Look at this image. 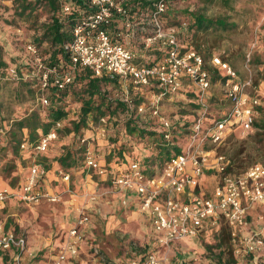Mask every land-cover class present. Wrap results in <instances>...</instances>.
<instances>
[{"label":"built area","instance_id":"2783aa9c","mask_svg":"<svg viewBox=\"0 0 264 264\" xmlns=\"http://www.w3.org/2000/svg\"><path fill=\"white\" fill-rule=\"evenodd\" d=\"M130 0H88V9L70 28L71 38L63 43L68 54L69 69L47 66L40 48L34 40H27L24 48L34 64L31 77L36 79L35 97L42 105L50 102L49 90L64 89L73 80L72 70L87 67L93 75H107L126 83L120 98L137 113L157 118L161 125L162 141L179 151H171L161 167L153 173L142 167L135 156L121 158L111 165L102 163L92 149L85 147L83 164L98 174H106L108 187L114 193L135 192L138 209L150 221L157 247L147 250L140 258L135 253L119 264H197L198 254L186 257L193 250L177 248L184 240L216 232L222 223L229 228L232 253L235 258L244 255L261 257L264 253V217L260 227L251 228L255 219L252 212L264 205V164L253 161L243 167L229 169L230 159L219 147L233 133H247L252 129L260 99L253 89L250 75L241 78L233 65L221 55L213 53L206 61L196 49L180 41L173 27L165 26L162 14L170 0H151L152 7L139 13L130 12ZM60 10H71L73 0H57ZM122 17L124 33L112 34L116 15ZM144 31L145 46L157 43L163 48L160 58L139 60L138 53L122 37ZM14 80L26 79L30 73L10 64L6 71ZM213 73L220 79L222 91L229 106L216 117L208 115L206 103L212 85ZM196 88L199 112L189 124L183 143L175 139L177 126L168 116L161 114V102L182 90L183 82ZM132 91L141 100L137 104L129 94ZM105 116L100 123L106 125ZM57 119L51 127L31 139L27 132L21 136L19 148L32 155L25 180L16 187L0 186V201L15 196L35 205L41 201L57 202L62 191L38 185L46 168L35 159L47 151L62 127ZM81 144L88 137L78 136ZM127 161L126 165L122 162ZM62 179L69 172L59 169ZM67 190V189H66ZM65 190V191H66ZM89 213L78 211L63 242L45 259L32 254L23 233L3 228L0 221V251L7 255L6 264H74L83 240L82 225ZM172 247L177 249L172 253ZM92 264H110L95 257Z\"/></svg>","mask_w":264,"mask_h":264},{"label":"rangeland","instance_id":"374dc122","mask_svg":"<svg viewBox=\"0 0 264 264\" xmlns=\"http://www.w3.org/2000/svg\"><path fill=\"white\" fill-rule=\"evenodd\" d=\"M172 6L177 10L169 13L168 24L176 22L178 19L180 22L182 21L181 26L187 27L186 29L191 28L188 30L190 33L181 34L180 41L187 39L183 42L191 44L189 37L195 30L197 31L194 36L195 41L203 43L201 48L205 49L208 46L211 49L210 56L217 53L227 59L241 78L247 75L251 76L252 88L256 90L260 99L253 127L244 134H231L220 146V149L234 155L240 167L253 161H260L264 164V0H175ZM33 13L35 14L29 15L26 11L21 15L17 14L13 0H0V44L3 57L10 64L17 65L18 70L22 69L30 73L26 79L19 80H14L7 73L5 75L0 73V101L4 116L1 118L2 114H0V183L16 181L20 178L21 170L28 164V160H23L20 148L17 146L19 137L24 132L28 133V130L19 128L16 119L31 111H37L42 117H47L49 111V105H42L35 97L36 86L34 83L36 79L31 77L34 64H25L29 55L25 51L24 43L27 40L36 41L37 35L42 31V23L49 17L48 12L40 7ZM198 13L212 18V24L197 27L196 22L193 21ZM219 20L224 23L218 24ZM191 25L193 26L191 27ZM175 29L176 27H174ZM124 37L143 57L153 58L157 54V52L150 53L151 48L147 49L146 47L149 46H145L144 43L140 44L141 35L134 37L133 33H128ZM45 45V41L38 45L44 59L46 56ZM209 57L206 56V61L209 60ZM21 82L26 84L23 85ZM118 82L119 89L112 88L110 91L114 97L121 98L127 85L124 82ZM28 89H33V95L29 94ZM193 90L196 93V88L191 86L183 94L180 91L171 97L166 96L161 102V114L168 116L173 125L177 126L178 130L174 132V135L180 143H183L187 132L182 133L178 126L179 121L186 117L187 120L191 119L190 121H192L199 112V104L196 95L193 96ZM52 91V89L49 90V96ZM129 94L132 98H136L131 90H129ZM60 101L68 112L66 118L62 119L63 126L58 130L57 138L52 141L44 153L48 152L46 161L53 160L52 163H55L53 171L60 174L58 170L62 169L70 174L68 180L63 179L64 187L58 190L62 191L61 199L64 196V200H67L65 203L68 204L60 201L61 199L51 202L55 204L44 205L46 208L43 209H38L37 205L12 204L0 210V218L3 221L6 220L10 225H14L17 230H23L28 238L35 239L34 243L43 240L48 242L49 250L53 251L65 239L78 211L81 209L87 211L85 207L90 203L97 207L98 214L95 215L93 224L87 222L81 227L83 240L80 246L82 245L85 249V253H82L80 257L78 255L77 258H79L74 264H92L95 257L103 258L110 264H117L114 259H118V257L123 258L134 253L137 255L148 246L156 248L157 245L153 244V239H150L148 232H145L144 220L142 222L131 221L125 216L122 217L120 215L122 212L119 210H115L111 214L113 217L107 218L112 222L108 229L103 228L105 223L101 220L99 212L104 213L108 210L106 199L111 201L113 191L109 189L106 180L99 178L98 175L92 176L93 169L85 167V171H83V152L88 146L102 163L113 162L116 157L120 158L121 156L136 155L135 157L142 159L144 155L150 154L155 158L152 164L157 169L161 158L160 152L158 153L159 148H163V146L168 147L169 150L171 148L161 139L159 120L150 117L147 113H142L143 121L141 120L140 124L146 132L143 135L139 131L130 134L124 128L122 114H116L106 125H102L100 121L95 122L89 113L87 124H81L78 130H74L73 120L79 119L77 111L81 103L80 99L77 93L68 88ZM194 103H197V106ZM206 103L208 115L211 118L218 116L229 106L216 73H213L212 85ZM81 135L88 137L86 144H81L79 141L78 136ZM11 145H15L17 148L15 149ZM67 150L75 152L73 154L77 157V165L67 167L61 164L60 156ZM121 151H124L123 155L119 154ZM136 152L137 154H135ZM37 159H41V154L37 155ZM126 164V160L122 162V165ZM149 167L151 168V166ZM48 188L50 187L48 186ZM257 214H263L264 217V208L257 207L252 214V219H255ZM257 220L261 221V218L255 219L252 228L260 227V222ZM61 233L65 235L58 242L56 238ZM211 235L212 233H209L206 236L184 240L176 246L188 250H203L201 253L197 252L199 260L197 264H220L222 261L226 263V259L230 256L233 260L230 259L226 264H263V262L255 261L252 255L235 258L231 251L232 244L230 249L224 245H216L217 237L212 238ZM177 248L172 247V253ZM222 248L225 252L219 260L218 251ZM0 264H2L1 260ZM170 264H176L175 260H172Z\"/></svg>","mask_w":264,"mask_h":264},{"label":"trees","instance_id":"16d2710c","mask_svg":"<svg viewBox=\"0 0 264 264\" xmlns=\"http://www.w3.org/2000/svg\"><path fill=\"white\" fill-rule=\"evenodd\" d=\"M13 1L15 6V12H17V14L20 15L25 13L26 11L29 15L35 14L33 12H35L38 7L43 8L48 12L49 17L46 21L42 23V31L39 35H37L35 42L38 45L43 41L46 42L45 45L46 56L44 61L47 66H51V67L55 66L58 69H62V70L69 69L70 64H69L68 54L63 46V43L71 38L70 28L74 24V22L78 18H80L88 9H90L88 0H73L71 10L67 13H63L60 10V5L57 2V0H13ZM174 2L175 0H170L166 11L162 14L161 18L165 26H171L173 28L176 27L175 29L176 35L180 39L181 34L188 33L189 32L188 30L191 28L186 29L187 27L181 26L182 21L180 22L178 19H176V22L168 24L167 19L169 18V13L177 10L176 7L172 6ZM127 5L130 6L131 13L133 12L139 13L141 11L147 10L148 8L152 7L151 0H130L127 3ZM188 11H190V9H188ZM122 20H123L122 17L118 15L117 20L113 22L112 29L118 28L115 25H117L118 21L122 22ZM193 22H196L197 27H203L212 24L213 19L210 17H206L204 14L198 13L197 15H195ZM217 22L220 25L224 23V21H220V20ZM192 26L193 25H191V27ZM122 28H124L123 25ZM132 32L134 37L140 35L143 36L145 34V32L141 30H133ZM196 33L197 31L193 30L191 33V37H189V39L191 38L190 39L191 44L183 42V41H187V39H183V41L181 42L184 43L186 46H190L196 49L198 52H200L203 55L204 59L206 60V56L208 57L210 56L211 49L208 46L205 47V49L201 48V46H203V43L199 41H195L194 36ZM114 35H117V32H115ZM141 43L143 45V41H140V44ZM146 48L147 49L151 48L150 50L152 51H150V53L157 52V54H155V57L153 58H146L143 57L141 53L137 52L138 53L137 58L139 60H146L150 62L153 61L154 59L160 58L163 54V48L157 43H154ZM25 64H28V62H25ZM9 65L10 63L7 62L6 59L3 57L2 45L0 44V73L2 75L6 74ZM21 84L25 85L26 83L21 82ZM34 84L36 86V82ZM118 86H119L118 79L111 78L107 75H101V76L93 75L92 71L87 67L74 69L73 80L70 83V85L60 90L52 88L53 91L50 96L51 97L50 102L48 104L49 111L47 117H42L41 114L37 111H31L25 116L16 119V124L21 129L26 128V130H28L29 137L32 140L37 138L40 132L47 131L57 119L66 118L65 116L67 115L68 111L60 100L64 97V94H66L68 88H70L72 91L77 93L78 98L80 99L81 102L79 109L77 111V114L79 115V119L73 120L74 130H78L81 124L84 125L87 124L89 113L91 114L95 122L100 121V117L102 116H105L107 121H109L116 114L117 115L122 114L124 116V128L126 132L132 134L135 131H139L141 135H143V133L146 132V130L143 127H141L142 125L140 124L141 120L143 121V119L141 118L142 115L140 113H137L134 108H130L124 100L120 99V97H114L112 95V92L110 90L112 88L119 89ZM28 92L30 95H33V89H28ZM193 92H194L193 96H195L196 93L194 90ZM140 100H141L140 97L133 98V101L136 104L140 102ZM194 104L197 106V103ZM2 111H3L2 103L0 101V114H2ZM3 117L4 116L2 114L1 118ZM187 119L188 118L186 117L184 120L182 119L181 121H179L180 123L178 126L181 128L182 133L188 131L187 127L191 123L190 121L191 119L189 120ZM150 133L153 132L150 131ZM20 140H21V136L17 141V146H19ZM12 147H14L15 149L17 148L15 145ZM163 148L160 147L158 151V153L160 152L161 155L159 166L157 167L158 169L161 167L164 159L170 154L171 151L180 150V146L178 145H174L173 147L170 148V150L166 146L165 147L163 146ZM220 148L221 147H219V151L226 154L230 159V164L228 168L229 169L240 168V165L237 163L235 156L232 154H228L226 151H223ZM65 152L66 153L60 156L61 164L67 167L75 165L77 163V157L73 154L75 152L71 150H67ZM123 152L124 151H121L119 152V154L123 155ZM135 154H137V152ZM121 158H125V157L124 156H121L120 158L116 157L113 163L115 164L116 161L118 162ZM139 161L142 164V167L151 173H153V170L156 169L154 168V164H152L154 163L155 158H153V156L150 154L144 155L142 159H139ZM149 166H151V168ZM211 236L212 238L217 237L218 241L215 243L216 245L219 246L224 245L227 246V249H230L231 239H230L229 228L226 224L222 223L220 225V228L216 232L212 233ZM193 251L194 252H186L185 256L192 257L194 254H197V252L201 253V251L203 250L198 251L197 249H194ZM224 252H225L224 248L218 251L219 260H221L220 257ZM6 258L7 255L0 251V260L2 261L3 264H6ZM230 259L233 260L232 256L226 259V263H228ZM226 263L225 261L220 262V264H226Z\"/></svg>","mask_w":264,"mask_h":264},{"label":"crops","instance_id":"0c3cea01","mask_svg":"<svg viewBox=\"0 0 264 264\" xmlns=\"http://www.w3.org/2000/svg\"><path fill=\"white\" fill-rule=\"evenodd\" d=\"M117 18H118V15H116L114 17V21H116ZM115 26L118 28H114L112 30L113 35L115 32L118 33V31H120L121 33H124L126 30L125 28H122V22L121 21H118L117 25H115ZM122 39L125 40V37H122ZM129 46H130V48H134V45H132V44H130ZM183 83L184 84L182 86L183 88L181 90V94L186 92L187 89L191 88L190 83H188L187 81L183 82ZM228 103H229V101H228ZM257 112H258V110H257ZM257 112H256V114H257ZM22 129L26 130V128H22ZM19 151H20V154L22 155L23 160H28L27 166H25L24 169L21 170L20 178H18L16 181H14V182L3 181L2 183H0V186L7 185L8 187H16L25 180L27 173H28V166L30 163V159L32 158V155L29 153V150H26V149L25 150L19 149ZM43 154H46V155L43 156ZM46 156H48V152L42 153L40 160L37 159V156L35 157V159L38 161H41L42 164L46 168V173H45V175L40 177L38 185L40 187H44V186L48 187L49 186L53 190H60V188L64 187L65 181L62 179V176L60 174H57L55 171H53V169L55 167V163H52L53 160H50V161L47 160L46 161L45 160ZM111 164H112V162H108V165H111ZM83 171H85V165H83ZM91 173H92V176L98 175L99 178H101V179L103 178V180H106V182L108 183V178H107L106 174L99 175L96 170H92ZM90 180L92 181V179H90ZM89 185H91V184H89ZM64 199L65 198L63 196V198L60 201L65 203V201H67V200H64ZM106 203L108 205V210L105 211L104 213L99 212L101 220H103V222L105 223L103 228L108 229V226H110V224L112 222L110 220H108L107 218H109L110 216L113 217V215H111V214L114 213L115 210H119L122 212L120 214L122 217L125 216L128 219H130L131 221L142 222L144 220L143 222H144V225L146 227L145 232H148L149 238L153 239L154 245L156 244V242L154 240V235H153V231H152V227H151L149 218L143 212L139 211V209H138L139 201H138V198H137V195L135 192H124V193H120V194L113 192V194L111 193V201L110 200L107 201V199H106ZM12 204H19V205L21 204V205H25V206L32 205V204H29V203H26V202L19 200L15 196H12V197H9L7 200L0 201V210L5 209V208H7V206L12 205ZM48 204H55V203H51L48 201H41L40 203L35 204V205H37L38 209H43V208H46L45 206ZM65 204H68V203L66 202ZM64 207H66V206H64ZM260 207L264 208V205H262ZM85 208L87 209V211L89 213V221L88 222L93 224L94 217L96 214H98L97 209H96L97 207L93 204L88 203ZM251 212L253 214L255 212V209ZM0 221H3V219L0 218ZM252 227H253V225L251 226V228ZM3 228L5 230L10 229V230H14L18 233H23L26 237L28 248L32 251V254L34 256H36L40 259H45L49 255L50 246H49L48 242H45L43 240V241H38L39 243H34L33 240H35V239H33V238L31 239L30 237L28 238V235L26 233H24L23 230H21V229L17 230L14 225H10L6 220L3 221ZM64 235H65L64 233H61L58 236L55 235V236H57L56 241L60 242V240L64 237ZM153 247L152 246L146 247V249H144V251L137 254L138 258H140L147 250L152 249ZM82 253H85V249L81 245L80 249H79V257ZM252 256H253L255 261L263 262V264H264V253L262 254L261 257H257L256 255H252ZM125 258L126 257H123V258L118 257V259H114V261H115V263L119 264ZM1 263H2V261H1Z\"/></svg>","mask_w":264,"mask_h":264}]
</instances>
